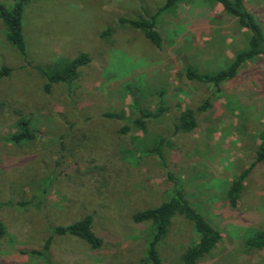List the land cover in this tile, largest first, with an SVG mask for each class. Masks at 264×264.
I'll return each instance as SVG.
<instances>
[{
	"label": "rangeland",
	"instance_id": "374dc122",
	"mask_svg": "<svg viewBox=\"0 0 264 264\" xmlns=\"http://www.w3.org/2000/svg\"><path fill=\"white\" fill-rule=\"evenodd\" d=\"M12 5L15 0H0ZM165 0H30L23 32L28 59L5 36L0 17V264H139L152 234L137 211L158 206L171 191L160 158L144 150L158 137L169 140L165 155L194 207L222 234L221 243L198 264H264V249H249L246 238L264 230V165L245 182L237 207L227 192L242 169L256 159L264 130V57L246 63L222 84L192 81L185 67L208 72L226 66L247 46L249 34L220 3L185 0L157 19L163 48L139 29L118 26L121 17L153 14ZM264 30V0H244ZM115 27L111 39L102 32ZM91 62L72 85L46 79L37 63L74 58ZM163 92V99L160 93ZM168 110L147 121V131L125 125L138 115L133 102ZM210 107L199 110L206 101ZM193 108L197 127H176L180 112ZM112 111L124 118L104 115ZM21 119L37 136L10 140ZM94 172L93 180L84 181ZM78 181L79 187L76 182ZM34 196L42 208L4 205ZM94 217L104 240L99 249L57 235L53 227ZM199 239L191 221L174 218L159 246L165 264H184L182 255ZM37 251L33 254L29 251Z\"/></svg>",
	"mask_w": 264,
	"mask_h": 264
},
{
	"label": "trees",
	"instance_id": "16d2710c",
	"mask_svg": "<svg viewBox=\"0 0 264 264\" xmlns=\"http://www.w3.org/2000/svg\"><path fill=\"white\" fill-rule=\"evenodd\" d=\"M30 0H15L10 6L0 1V17L5 25V36L8 42L17 48L19 52L28 59L27 45L23 32V15L26 4ZM185 0H165L153 14H147L146 17L128 18L121 17L118 26L139 29L143 34L159 49L163 48V37L157 27L159 16L174 12ZM212 3H220L224 11L237 19L241 28L246 29L249 34L247 46L238 50L233 59L224 67L214 71L202 72L193 65L185 67V76L192 81L209 83L214 85L217 90L221 89L223 83L236 78L241 68L248 62L257 58L264 57V30L262 25L256 19L255 15L244 5V0H208ZM116 28L108 27L102 32V37L111 39ZM91 62V56L83 52L74 58H59L50 63H37L34 65L38 73L46 79L45 90L50 91L55 83H66L72 85L81 75L84 66ZM9 73L8 69H0V81ZM163 99V92L160 93ZM163 100L157 109H152L142 105V102L135 101L133 104L138 108V115L131 121L132 125H125L121 131L127 133L135 126L144 132L147 131V121L150 118H157L165 113L168 108L162 105ZM210 107L207 100L199 110H207ZM106 117L123 119V113L107 111ZM176 127L179 131L191 132L197 127L196 112L193 108H186L180 112ZM37 133L31 128L30 121L21 119L18 122L17 131L11 135L10 140L16 144L34 139ZM260 145L257 149L256 159L248 167L241 170L236 178L230 184L227 192V198L231 206L237 207L245 189V182L258 163L264 165V130L260 132ZM169 145V140L164 137L154 139L149 148L144 150L145 154H153L160 158L161 164L166 170L168 180L171 182V191L167 198L158 206L146 208L137 211L133 215L134 221L139 225H148L151 227L152 234L146 246V251L140 259L139 264H165L159 251L160 244L167 237L174 218L183 216L191 221L196 233L199 236L197 242L188 246L182 255L184 264H198L208 256L214 248L222 241V234L216 229L208 219L194 207L187 190L180 185L176 172L167 162L165 149ZM94 172L87 174L83 180H93ZM79 187L78 181L76 182ZM43 200L34 196L30 199L6 201L4 205H16L21 209L42 208ZM53 232L57 235H69L86 241L93 249H99L103 246L104 240L96 232L94 227V217L92 214H86L81 219L72 223L58 225L53 227ZM5 225L0 222V240L6 235ZM246 246L249 249H264V230H258L246 238ZM33 254H39L37 251H29ZM51 264V263H50Z\"/></svg>",
	"mask_w": 264,
	"mask_h": 264
}]
</instances>
